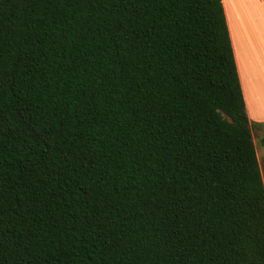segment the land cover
<instances>
[{
	"label": "trees",
	"instance_id": "obj_1",
	"mask_svg": "<svg viewBox=\"0 0 264 264\" xmlns=\"http://www.w3.org/2000/svg\"><path fill=\"white\" fill-rule=\"evenodd\" d=\"M0 264H264L222 0H0Z\"/></svg>",
	"mask_w": 264,
	"mask_h": 264
},
{
	"label": "crops",
	"instance_id": "obj_2",
	"mask_svg": "<svg viewBox=\"0 0 264 264\" xmlns=\"http://www.w3.org/2000/svg\"><path fill=\"white\" fill-rule=\"evenodd\" d=\"M222 2L246 109L254 130L264 122V0Z\"/></svg>",
	"mask_w": 264,
	"mask_h": 264
},
{
	"label": "rangeland",
	"instance_id": "obj_3",
	"mask_svg": "<svg viewBox=\"0 0 264 264\" xmlns=\"http://www.w3.org/2000/svg\"><path fill=\"white\" fill-rule=\"evenodd\" d=\"M255 125H259L257 122H254ZM259 128H254L253 133H254V140L256 144V149L258 153V158L263 174V179H264V122L263 124L259 125Z\"/></svg>",
	"mask_w": 264,
	"mask_h": 264
}]
</instances>
